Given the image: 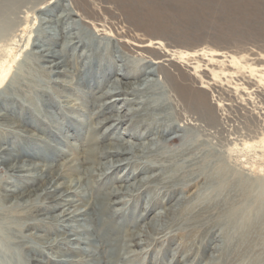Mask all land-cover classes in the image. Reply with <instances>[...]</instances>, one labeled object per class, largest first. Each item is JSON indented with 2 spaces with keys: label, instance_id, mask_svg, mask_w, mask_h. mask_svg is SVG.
Instances as JSON below:
<instances>
[{
  "label": "rangeland",
  "instance_id": "374dc122",
  "mask_svg": "<svg viewBox=\"0 0 264 264\" xmlns=\"http://www.w3.org/2000/svg\"><path fill=\"white\" fill-rule=\"evenodd\" d=\"M50 1H56L57 3L54 13L49 14L47 11H39L41 8H45ZM150 1L152 3L157 1V4L162 6L160 9L165 6V8L170 10L181 9L187 11L189 15H182L179 16L180 18L176 17L175 20L171 21L178 22L180 24L179 30H182L181 32L191 39L188 41L189 44L186 45H197L199 48H206L220 53V56H216L212 64L207 65V60L194 61L189 62L187 68L197 77L198 85L205 86L209 93V98L214 105L212 128L209 129L208 135H205L201 131V127L191 130L181 125L177 131L174 130L163 139H156L157 135L151 134L147 137H151L150 140L143 138V141H138V139L127 138L123 135V132L133 133V128L129 126L130 121L141 118L145 113L140 112L138 115L129 116L131 120L121 121L118 125H115L117 122L113 123L104 120V117L108 116L122 118V115L128 110V106L126 107L127 109H124L125 102L122 104L121 100H117L112 112L108 113L105 111L99 117H94L97 108H95V104L91 105L89 101L99 100L101 93L109 90L106 85L109 77H112V80H119V74L122 75L123 69H127L126 65L136 64L139 60L136 55L121 49V46L116 42L113 30L111 32L106 30L104 36H98L95 39L98 43L94 46L95 51L91 54L95 57L96 55L104 56L106 62L102 59L103 67L110 63V73L108 70L101 72L96 67L88 74L82 70V73L86 74L82 80L87 81V86L93 92H91L92 95L89 98L85 99L80 91L77 92L75 88L69 87V85L75 86L77 82L67 71H64L58 77L52 75L51 77L54 81L52 79L49 80L46 72L38 68L37 61L35 65L30 55L22 56L24 53H20L17 59L19 60L23 57L24 61H20L18 64L19 70H22V68L26 69L27 66H34L33 68L38 70H33L32 72L34 73V84L45 88L50 93L53 92L50 95L52 100L48 101V104H50L48 108L51 109L52 115L50 113L47 114L48 120L44 121L45 124H43L41 129L33 130V128H29L24 124H22L23 127L18 125L17 118L32 120L33 114L29 111L24 112L22 115L17 114V111L12 113L4 107H2L1 111L2 113L12 114H9L11 119L10 117L5 120L0 119V125L2 126H0V136L3 135L4 137V139H0V148H9L14 152V155H8L9 159L5 163L0 164V234L2 235L0 244L1 246H7L19 256L22 264H43L26 259L27 256L31 257L32 255L38 260L45 261L48 258L58 261L62 258L78 260L85 257L86 254L71 253V249L77 247L71 248V245L69 246L66 242L60 241L53 244L54 242L52 241L62 234L61 231L55 232L51 230L41 240L40 237H34V234L31 233H36L37 229L30 225L28 230L22 227L25 222H30L32 219L35 220L36 213H31V204L27 200L28 197L19 195L21 189L13 192L11 196L8 195V198L4 196V188H9L11 185H8L9 183L5 182V180L8 179L9 181L14 177L6 172V167L9 163H16L17 160L39 165L37 166L39 168L30 172L22 171L19 173H38L39 169L42 168L40 167L41 164L51 162L56 164L53 170L58 169L60 164L74 166L77 168L76 173L68 174L58 182L60 184L61 182L73 180V183H76L79 179L81 187L78 189L83 191L84 199L78 196L67 197L74 198L75 203H79L77 208H81L80 210H84V205L91 200H94V202L96 200L99 201L98 204L103 202L98 205L102 207L104 203L108 202L104 194H107L115 185L121 184L115 179V176L122 171V175L129 174V172H134L133 169H130V166H123L113 172L109 168L105 169V161L111 157L116 158L118 157L117 155L102 157L91 164L84 165L93 169L94 174L98 173L97 177L94 175L96 179H94L93 175L91 177V175L83 174L81 172L82 168L77 165L80 157H82V160L86 159L87 155H84V151H92L110 141H115V135L111 137L112 139L108 137L101 139L103 134L110 131H114L116 136L120 134L121 142L129 140L136 144L139 142L144 147L153 148L154 151H150L149 154H142L137 158V161L151 163L155 168L151 172L137 176H143L144 178L154 176V178L149 180L148 184L140 187L138 192L135 191L134 195H119L118 197H112V200H123L125 203L123 205L119 204L118 207H124L130 212H134L133 214L137 216L139 214L144 216L145 213L151 212L145 204L147 202L148 189H150L149 195L161 197V203L154 204L152 212L146 215L143 221L140 220V217L136 216L135 218L128 214L124 224H121V220L109 217L108 220L110 222L115 224L119 222L122 226V228L119 226L120 232L118 234L109 233L114 236L111 240V248L113 245L118 244L119 241H122V239L120 240L121 237L126 239V232H132V234L141 232L137 236L141 237L138 241L142 243V246L136 248L132 245L130 251H126L125 248L121 247L118 251L111 249L110 252L103 245L101 250L104 253V259L107 258V261L110 260L111 262L116 258L117 253L120 252L122 255H126V258L121 260L120 264H130L131 262V264H205L206 260H210L209 262L212 264L213 261L216 264H223L221 262L224 260H227L225 264H236L239 261L244 262V264H264V249L262 247L264 246V0H147L148 8L153 6ZM64 8L74 13L70 0H0V47L3 44L10 47L14 45L12 48L19 49L27 33L30 30L35 32V29L40 26L39 22L41 19H54ZM71 17L72 20L81 25V28L85 31L84 33H93L94 27L90 21L81 22L82 18L79 13H74ZM63 26L64 24L62 23L61 25L60 23V26H56V29L63 28ZM41 28L45 27L42 26ZM117 30L119 31L118 28ZM174 35L170 36L177 38ZM32 37L33 35L30 38ZM50 42L45 43V46L50 47ZM127 43L130 44L129 41ZM62 45V40L58 39V42L52 47L60 49ZM152 46L154 45L152 44ZM156 46L162 52L165 50L166 54L171 58L180 60L178 54L173 51L175 47L165 48L163 42ZM80 51L81 49L78 48L73 53L78 60H80ZM0 54H2L1 49ZM162 64L166 63L163 62ZM82 65V59L76 62L71 58L70 66H63V68L72 71L75 66L82 68ZM153 66L155 67L156 65ZM202 71L206 72V77L202 74ZM105 76H108V79L103 82V77ZM55 78L64 80L66 87L56 83ZM155 78L156 81L151 88L149 87L148 91L137 94L133 91L131 93L135 95L126 94L122 97L136 100L160 90L163 92L161 98L167 100L169 98L168 87L157 75ZM130 81L134 82V80ZM207 82L213 83L212 88L208 87ZM132 85L136 86L135 83ZM12 92L15 94L13 95L16 96L17 101L22 103L26 93L21 88ZM112 98L113 96H110L102 100L109 101ZM147 99L149 101L144 99L137 100L138 102L134 101V104L129 106L131 111L133 107H137L136 105L142 104L145 108L155 99V95ZM100 103L102 102H98V104ZM121 104L123 108H121ZM131 113L133 114V112ZM168 113H173V110L167 104L163 111H155L152 116L158 118V116L167 115ZM173 118L171 114V119ZM94 127L98 130L94 138L97 137L98 139L93 138V141L96 140L93 144L84 145L86 137H91L88 130ZM187 130L192 132L194 136H186V138L175 141L170 145L172 137L174 138L177 135L184 136ZM10 132H13L12 136H10ZM191 143L197 145L191 153H182L183 157L180 158L178 164H175L176 161L171 162V165L175 164L177 168L179 166L177 176L169 170V165L164 169L166 164L161 163L162 157H174L180 152L182 146ZM192 147L194 148V146ZM155 152L161 157L157 158V160L150 159V157H156L154 155ZM193 171H197L198 174L196 176L191 175L190 173H193ZM89 172L90 170L87 171V174ZM201 172L203 173L201 174ZM172 175L174 177H182L186 180L187 185L183 187L181 180H175L174 183L179 182L175 187L173 186L174 189L169 194L172 196L166 201V185H163L164 181L158 183V181L154 180L159 179L161 176L164 178ZM132 176L130 182L135 181V174H132ZM84 178L86 181H83ZM13 179L18 178L14 177ZM46 179L47 177L33 183L27 179V184L32 186V188L41 187ZM92 181H96V187L92 185L93 191L86 186L87 184L90 186ZM22 182L21 180L20 183ZM260 195H262V198ZM140 196H142V200L139 199ZM29 197L33 198L35 195H29ZM66 203L64 201L59 205L55 212L67 207ZM253 209L254 211L252 212ZM257 211L261 212L262 218L257 214ZM165 212H168L169 215L162 220L163 224L167 226L163 233L156 234L151 229L146 228L145 224L152 221L153 214L163 215ZM252 220L255 223H252ZM250 223L255 228H253V225H249ZM104 224L102 223L101 225L103 226ZM102 226H99V235L102 234ZM58 229L60 230V228ZM241 233L250 235L252 233L257 238V240L251 242L250 249L249 244L248 249L244 246V250H241L243 248L241 247ZM36 234H39V232ZM69 234L73 233L69 232ZM74 235L76 236V234ZM74 235L69 237L71 239L75 238ZM90 237L93 238L97 245V237L93 234ZM42 241L50 244L49 247H43ZM80 242V240L77 241L78 244ZM26 244H33L38 248H42L44 254H36L35 252L27 255L23 250L24 248H22ZM96 245H94L95 248ZM79 246L86 247L87 245L82 244ZM14 259L16 260L15 257Z\"/></svg>",
  "mask_w": 264,
  "mask_h": 264
},
{
  "label": "bare ground",
  "instance_id": "6f19581e",
  "mask_svg": "<svg viewBox=\"0 0 264 264\" xmlns=\"http://www.w3.org/2000/svg\"><path fill=\"white\" fill-rule=\"evenodd\" d=\"M70 2H71L72 10H74V13L76 14L79 13L80 17L82 18L81 22L86 23L87 21H90L92 23L94 27L93 33H89V34L84 33L85 31L81 28V25L76 21L72 20L71 16L74 13L69 9L64 8L61 10L59 14L56 15L54 19H41V21L39 22L40 26L35 29V32H32V30L29 29L30 31L27 33V36L23 40L22 44H20L21 45L20 48L19 49L17 48L18 50L12 48V46L14 45L10 47L9 45L5 46L3 44V46H1L2 48L0 47L2 52V54H0V119L1 120L9 119L10 117L9 114L14 113V111L15 112L17 111V114H21V115L24 112L29 111L33 114V116L31 117L32 120L17 118L19 122L18 125L22 126V124H24L29 128H33V130H38L43 127V124H45L44 121L48 120L47 114L50 113L52 115L51 109L48 108V105H50L48 104V101L52 100L50 95L53 92L50 93L45 88H41L38 85L34 84L35 79H34V73L32 72L33 70L38 71L36 70V68H33L34 66L33 67L27 66V68L25 66L26 69L22 68V70H19L20 67L18 66V64L20 63V61L21 62L24 61L23 57L19 60L17 59L19 58L20 53H24L22 56L30 55L35 65L37 61L39 65L38 68H41L43 71L46 72L49 80L52 79L54 81V79L51 77L52 75L58 77L61 76L64 71H67L69 74H71L74 77L75 81L77 82L75 86L69 85V87L75 88L77 92L80 91L81 95H83V98L85 99V98H89L90 95H92L91 94L92 91L87 86V81L82 80L83 76H86V74L82 73V70L87 74L90 73V71H93L95 67L101 70V72L103 70L109 71L110 63L108 65H105V67H103L102 59L105 60L104 56L96 55L95 53L96 55L95 57L94 55L91 54L95 51L94 46L97 45L96 43H98L96 42L95 39H97L98 36H104L106 30H109V32L113 30L117 40L116 42L118 43V45L121 46V49L123 51H127L130 54L136 55L137 57H139V60L138 63L136 64L135 63L129 65L127 64L126 65L127 69H123L122 75L119 74L120 76L119 80H114V79L112 80V77L111 78L109 77L108 79V76L103 77V82H105L108 79L106 85L107 88H109V90L101 93L99 100L96 99L93 101L92 100L89 101L91 105L95 104V108H97L94 117H99L101 113L105 111L108 113L112 112L113 106H115L116 101L121 100L122 104L123 102H125L124 109L128 108V110L122 115V118L108 116V117H104V120L113 123L117 122L115 125H118L121 121L124 120L128 121L130 119L129 116L138 115L140 112L145 113L143 114L144 116H142L141 118L132 119V120L130 119L131 121L129 126L133 128V133L128 134L126 132H123V135H125L127 138H133L135 140L138 139V141H141L143 138H147L148 135L154 134L157 135L156 139L157 138L163 139L167 135L171 134L174 130L177 131V129L180 128L181 125H183V127H188L191 130L192 129L196 130L197 129L196 127H201V131L205 133V135H208L209 129L212 128V122H213L212 116L214 113V105L212 104L209 98V93L206 87L202 85H198L197 77L187 68H188V63L194 61L199 62V61L207 60V65L212 64V62L215 61V57L220 56V53H216L213 50L206 48L204 49L199 48V46L197 45L195 46L186 45L189 44L188 41H190L191 39L187 38L185 34L181 32L182 30L181 31L179 30L180 24L178 22H171V21L175 20L176 17L182 15H189L187 11L181 9L170 10L165 8V6L164 8L160 9V7L162 6L157 4V1L155 3H152L150 1V4L153 5L152 7H150L151 8L150 9L147 7L146 4L147 0H70ZM56 8H57L56 1L54 2L50 1L47 3L45 8H41L39 11H47V13L50 14V13H54ZM60 23L61 25L62 23L64 24L63 28L61 27L59 29H56L57 28L56 26H60ZM42 26L45 28H41ZM117 28L119 29V31L117 30ZM32 35L33 37L30 38ZM170 35H174L177 38H172V36ZM58 39L62 40L63 45L61 46L60 49H55L52 46L58 42ZM48 41H51L50 47L47 45L45 46V43H47ZM127 41H129L130 44H128ZM160 41L163 42L165 48L175 47L173 51H175V53L178 54L180 60H175L174 58H171L169 55L166 54L165 50L164 52L160 51V49L156 46L157 44L161 43ZM152 44L154 46H152ZM78 48L81 49L79 54L80 60L76 59L75 58L76 55L73 54ZM71 58L76 62L81 61L82 59L83 62L82 68H78L75 66V69L72 71L63 68V66H68V65L70 66ZM163 62H165L166 64H162ZM42 63L43 65H41ZM94 63L97 64L94 65ZM29 65L31 64L29 63ZM153 65L156 66L154 67ZM202 74L205 75L206 77L205 71H202ZM156 75L168 87L167 90L169 92V98L167 99L168 101L161 98L163 92L158 90L152 93L153 95H155V99H153L152 102L148 104V106L144 108L142 104L136 105L137 107H133L131 111V108L129 106L134 104V101L138 102L140 101V99L149 101V99L147 98L153 95L152 94L149 96L146 95L144 97L137 98L136 100H130L122 96L126 94L135 95L131 93L133 91L136 94L143 91H148L149 87L151 88L153 83L156 81L155 78ZM130 80H134V82H131ZM55 82L66 87V83L62 79L58 80L57 78H55ZM133 83H135L136 86H133L132 85ZM207 84L209 88H212L213 83L207 82ZM19 88H21L23 92L26 93V96L22 99L23 100L22 103H19V101H17L16 96H14L15 94L12 92V91H16ZM110 96H113V98L109 99V101L102 100L103 98H108ZM100 101L102 103L98 104V102ZM167 104L173 110V113L170 114L168 113L167 115L158 116V118L152 116L153 115L152 113L155 111H163L165 106H167ZM157 106L159 108L156 109L155 107ZM2 107L10 110L12 113H4V112L2 113L1 112ZM121 108H123V105ZM131 112H133V114ZM171 114L172 117H174L173 119L175 120L171 119ZM188 131L189 130H187L184 136L177 135L174 138L172 137L170 145L175 141L186 138V136L193 137L194 134ZM88 132L89 135H91V137L89 136L86 137V141L84 145L85 144L88 145L89 143L93 144V142L96 141V140L94 141L92 140L94 138V135H96L95 133L98 132V130H96V127L89 129ZM9 134L10 136H12L13 132H10ZM113 136L115 138V141H110L106 143L104 146H101L98 149H94L92 151H88V152L84 151L83 153L84 155H87V157L84 160H82V157H80L77 165L82 168L81 172L83 174L88 176L91 175V177L92 175L93 177L95 176L97 177L98 173L94 174L93 169L84 165L91 164L93 161L101 159L102 157L105 158V157H111L112 155H117L118 157L116 158L111 157L105 161V169L109 168L112 170L111 172L116 171L122 168L123 166H130L129 168L133 169L134 172H129V174L122 175L123 172L122 171L117 176H115V179L121 182V184L117 186L115 185L113 189L108 191L107 194H104L105 198L108 199V202L104 203L102 207L98 205L102 204L103 202H100L98 204L99 201L96 200L97 202L96 201L94 202V200L93 201L91 200V201H87V203L84 205L85 206L84 210H80L81 208L80 209L77 208L79 203H75V200H73L74 198L72 199L71 197H67V196H72V197L78 196L79 198L84 199V196L82 195L83 191L78 189L81 187V181L79 179L76 181V183H73V180L70 182H61L60 184L58 182L60 179L66 177V175L76 173L77 168L74 166L71 165L67 166L65 164H60L58 169L53 170V167L56 166V164L51 162L47 164H41L42 166L40 165V167L42 168L39 169L38 173H25L27 171L30 172L31 170L39 168L37 167L39 165L32 162L29 163V162H23L17 160L16 163H9V165L6 167V172H8L9 175L14 176L15 178L18 179H13L14 178L13 177L9 181L8 179L5 180V182L9 183L8 185L10 184L11 185L9 188L3 186L5 187L4 196L8 198V195L11 196L13 192L21 189L19 195L28 197L27 200L31 204V213L32 214H34L33 212L36 213L35 220L32 219L30 222H25L24 226L22 227L28 230V227L30 225L35 229H37L36 233L39 232V234L33 232L31 233L34 234V237H40L41 240H43L42 237L45 238L44 236H46L47 232L49 233L51 230L55 232L61 231L62 234L60 235L61 237L59 236L60 239H58L59 238L58 237L57 239L53 240L52 241L54 242L53 244H55V242L59 243L60 241L66 242L69 246L71 245L70 246L71 248L77 247L75 249H71V253H77L79 255L86 254L85 257H82L81 259L78 260H67L68 258L67 259L62 258L61 260L54 261L47 258L45 261H43V260H38L35 257H32L33 255L31 257L27 256L26 259H29L32 262L33 261L41 262L43 264H120L121 260L126 258V255L124 256L119 252L117 253L116 258L114 260H112L111 262L110 260L107 261V258L106 259L103 258L104 253L101 250L103 245H105V248H108L110 252L111 249H113V251H118L121 247L125 248L126 251H130L132 245L135 246L136 248L142 246V243L138 241L139 238L141 237L137 236L141 232L138 234L136 233L132 234V232H126V239L125 238L123 239L121 237L120 240L122 239V241H119L118 244L113 245L111 248L110 247L111 240L114 236H111L109 233L113 232V235L118 234L120 232L119 226L121 225L119 224V222H116L115 224L113 222H110L108 219L109 217L111 219L117 218L121 220L120 222L121 224H124V221L127 218L126 215L129 214L131 215V217L134 216L136 218L137 215L133 214L134 212L132 213L129 210L125 209L124 207H118L119 204L123 205L125 203L123 202V200L121 199L112 200V197L113 198L118 197L119 195H123V196L134 195L133 193L135 191L138 192L140 187H143L144 185L148 184L149 180L154 178V176H147L146 178H144L143 176L137 177L139 174H144L155 170V168L151 163H147L144 161H140V162L137 161V158H139L142 154H149V152L152 151L153 148L149 146L144 147L139 142L138 144H136L129 140L121 142L119 138V136L121 135L119 134L116 136V134H114V131L113 132L110 131L108 133L103 134L101 139H103V137H108L112 139L111 137ZM150 138L151 137L147 138L146 140L148 139L150 140ZM0 139H4L3 135L0 136ZM94 139H98V138L96 137ZM192 146H194V148ZM196 147L197 145L191 143L182 146L180 152L176 154L174 157L171 158H167L166 156L162 157L161 163L166 164L164 169L167 167V165H169L170 166L169 170H171V172L177 176L178 174L177 171L179 170V166L177 168L175 164H178L180 158L183 157L182 153L188 152L189 154ZM8 155L13 156L14 152L9 148H0V164L5 163V161L9 159ZM154 155L156 157L155 158L150 157V159L157 160V158L161 157V155H158L156 152L154 153ZM133 157L134 159H132ZM173 161H176V163L171 165L172 164L171 162ZM88 170H90L89 174H87ZM22 171L25 172L19 173ZM202 173L203 172H201V174ZM132 174L133 175L135 174L134 182H130V180L133 177ZM190 174L196 176L198 172L193 171V173ZM46 177L47 179L46 181H44L41 187L32 188V186L27 184L28 183L27 179L31 183H33L38 181L39 179H44ZM96 177L94 179H96ZM164 178L166 179V181ZM164 178L163 176H161L159 179H155L154 181H158V183L164 181L163 185H166L165 186L166 187L165 195L167 196L166 201L170 198V196H172L169 194L172 191V189H174L175 185H177L179 182L177 181V183H174L175 180H181V182H183V187L187 185L186 180L183 179L182 177H174L172 175L171 177H164ZM21 180L23 181L22 183H20ZM83 181H86L85 178ZM92 185L96 187V181H92L90 186H88V184L86 186L89 188V190L93 191ZM60 189H62V191H60ZM149 192L150 189L147 190L148 197H147V202H145V204L146 206L149 207V209L152 212V207L154 206V204L161 203L160 200L161 197L159 198V196L157 197V196L149 195ZM29 195H35V197L30 198L31 196L29 197ZM261 196L262 195H260V197ZM141 198L142 196H140L139 199ZM64 201L67 202L66 203L67 207H64L59 211L55 212V209L59 205H61ZM253 211L254 209L252 210V212ZM151 212L145 213L144 216L139 214L137 217H140V220L143 221L145 219V216L150 214ZM257 212H258L257 214L260 215V217L262 218L261 212L260 211ZM168 215H169L168 212H165L163 215L161 214L158 215L157 213L153 214L151 218L152 221L149 220L150 222H147L145 224L146 228L151 229L156 234L163 233L167 226L163 224L162 220L167 218ZM102 223L105 224L102 226L101 225ZM252 223H255V221L253 222L252 220ZM252 223H250L249 225L252 226L253 225ZM18 226L20 225L18 224ZM99 226L100 227L102 226L101 229L102 234L100 235L98 234ZM58 228H60V230ZM253 228H255V226ZM253 231L255 232V230ZM69 232H72L73 234H69ZM252 233L251 235L248 233H241V243H242L241 247H243L241 250H244L245 248L244 246H246L247 247L246 249H248L249 244H250L249 247L250 249L251 242L257 240V238L253 236L254 233L253 234ZM74 234H76V236L78 237H76ZM92 234L95 237H97V245L95 244L93 238L90 237V235ZM70 235L75 236V238H72L73 242L71 237H69ZM141 236L143 237V235ZM1 237L2 235L0 234V238ZM78 240L81 241L79 244L77 243ZM41 243L43 244L42 246L45 248L49 247L50 245L47 244V242H43V241ZM82 244H86L87 246L86 247L79 246ZM94 245H96V248L94 247ZM262 247L264 249V246ZM22 248H24L23 250L27 255L28 253H35V252L36 254H44L43 253L44 250H42V248H38L33 244L23 245ZM14 257L16 258V260L14 259ZM209 261L210 260H206L205 264H212ZM225 261L227 260H224L221 263L225 264ZM7 263L22 264L19 256H17L7 246H1L0 244V264H7ZM214 263L215 261H213V264ZM36 264H40V263H36ZM236 264H244V262L239 261Z\"/></svg>",
  "mask_w": 264,
  "mask_h": 264
}]
</instances>
